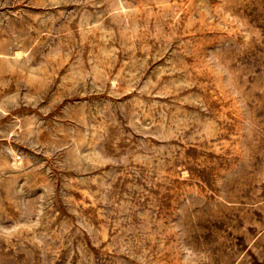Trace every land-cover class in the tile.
<instances>
[{"label": "rangeland", "instance_id": "1", "mask_svg": "<svg viewBox=\"0 0 264 264\" xmlns=\"http://www.w3.org/2000/svg\"><path fill=\"white\" fill-rule=\"evenodd\" d=\"M0 264H264V0H0Z\"/></svg>", "mask_w": 264, "mask_h": 264}, {"label": "bare ground", "instance_id": "2", "mask_svg": "<svg viewBox=\"0 0 264 264\" xmlns=\"http://www.w3.org/2000/svg\"><path fill=\"white\" fill-rule=\"evenodd\" d=\"M17 54H18V55H20V54H21V52H17Z\"/></svg>", "mask_w": 264, "mask_h": 264}]
</instances>
